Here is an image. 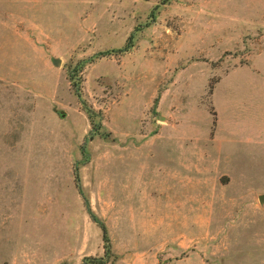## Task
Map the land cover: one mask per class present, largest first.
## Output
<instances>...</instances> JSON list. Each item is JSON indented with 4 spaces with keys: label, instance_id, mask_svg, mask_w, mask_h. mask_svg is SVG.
Masks as SVG:
<instances>
[{
    "label": "rangeland",
    "instance_id": "rangeland-1",
    "mask_svg": "<svg viewBox=\"0 0 264 264\" xmlns=\"http://www.w3.org/2000/svg\"><path fill=\"white\" fill-rule=\"evenodd\" d=\"M261 193L264 0H0V264H264Z\"/></svg>",
    "mask_w": 264,
    "mask_h": 264
},
{
    "label": "water",
    "instance_id": "water-1",
    "mask_svg": "<svg viewBox=\"0 0 264 264\" xmlns=\"http://www.w3.org/2000/svg\"><path fill=\"white\" fill-rule=\"evenodd\" d=\"M59 61H60V59L59 58H56L55 61H54V63L56 65H58L59 64ZM259 199H260L261 204L264 206V193L259 194Z\"/></svg>",
    "mask_w": 264,
    "mask_h": 264
},
{
    "label": "trees",
    "instance_id": "trees-1",
    "mask_svg": "<svg viewBox=\"0 0 264 264\" xmlns=\"http://www.w3.org/2000/svg\"><path fill=\"white\" fill-rule=\"evenodd\" d=\"M89 116H90L91 120L94 121L92 114H89ZM104 236H105V238H106V228H105V230H104ZM105 240H106V239H105ZM100 263H102V262H99V264H100Z\"/></svg>",
    "mask_w": 264,
    "mask_h": 264
}]
</instances>
